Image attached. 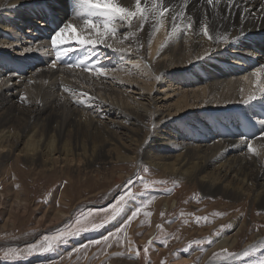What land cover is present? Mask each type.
Here are the masks:
<instances>
[{
  "label": "bare ground",
  "instance_id": "1",
  "mask_svg": "<svg viewBox=\"0 0 264 264\" xmlns=\"http://www.w3.org/2000/svg\"><path fill=\"white\" fill-rule=\"evenodd\" d=\"M116 2L135 10V0ZM151 3L141 0L148 9L141 27L139 15L109 22L81 0H0V44L30 53L22 59L0 54V173L12 182L6 193L15 206L25 207L22 198L30 194L17 189L24 180H59L69 192L137 163L152 169L153 179L179 185L173 198L156 195V212L160 204L175 207L190 184L191 194L199 188L232 204L247 202L264 218V0H235L227 16L223 4L209 8L206 0H157L155 11L168 12L154 17ZM181 11L185 16L173 22ZM85 20L116 29L103 37L111 47L81 46L77 37L103 32ZM70 21L75 30L53 47L51 37ZM246 223H227L234 232L219 245L234 247ZM217 246L201 264L230 263L245 250H260L264 233H252L234 255L209 258Z\"/></svg>",
  "mask_w": 264,
  "mask_h": 264
},
{
  "label": "rangeland",
  "instance_id": "2",
  "mask_svg": "<svg viewBox=\"0 0 264 264\" xmlns=\"http://www.w3.org/2000/svg\"><path fill=\"white\" fill-rule=\"evenodd\" d=\"M33 24L37 28L40 22L33 20ZM22 50L0 44V54L9 58L30 55ZM120 173L109 174L105 179L83 180L77 187H70L69 192L63 190L66 186L59 180H24L17 189L27 187L30 194L23 196L26 199L22 209L14 205V196L6 193L12 189V182L0 173V194H6L0 200V264H181L178 262L182 259H189L184 264H201L222 237L233 234L225 225L235 218L247 221L238 243L230 249L217 246L209 258L234 255L241 251L252 233H264L263 215L256 213L249 203L232 204L228 198L206 194L199 188L198 194H191L190 184L177 194L175 207L167 210L160 204L156 212V195L173 198L179 185L170 178L153 179L155 172L137 163ZM62 190L66 195L64 201L60 200ZM121 196L125 197L122 204L118 203ZM218 196L220 204L216 205ZM117 207L119 212L115 211ZM135 207H140V212L124 226ZM210 209L209 213L205 212ZM146 212L149 215H144ZM61 213L69 216L60 217ZM222 219L226 222L216 225ZM152 227L155 231L149 234ZM109 233L112 236L104 242L103 237ZM49 244L52 250L39 251V246ZM32 245L38 246L37 249L33 250ZM248 251L247 257L241 253L235 261L225 263L227 259L221 264H264V247Z\"/></svg>",
  "mask_w": 264,
  "mask_h": 264
},
{
  "label": "snow or ice",
  "instance_id": "3",
  "mask_svg": "<svg viewBox=\"0 0 264 264\" xmlns=\"http://www.w3.org/2000/svg\"><path fill=\"white\" fill-rule=\"evenodd\" d=\"M81 2L85 5L90 6L93 9H98L101 11V14L109 21L111 22L115 18H119L121 21H130L132 17L139 15V19L141 21V27H143V22L146 20L145 12L148 11V9L142 8L141 7V0H135V10H130L127 7L122 6L121 4L117 3L116 0H81ZM206 4L209 8H214L220 5H224L225 8V15H228V10L229 9H234L235 8V0H206ZM159 8V4L157 3V0H152L151 3V10H153V16L156 17L157 15L163 16L165 12H168L167 7L163 9V12H160L159 14L155 11L156 9ZM262 10H264V5H262ZM245 11H250L248 9H245ZM177 16L184 17L185 14L183 11L178 12L176 15L172 16L171 19L173 22L176 21ZM188 24H187V29L192 28V21L191 17H188ZM245 18L241 17V23H243V20ZM252 22H255L254 20ZM84 24L86 27H90L92 29H98L99 27L103 28V32L99 34L97 38H81L77 37L79 39V42L81 46H95L98 44H106V41L103 39L105 34H111L115 33L116 29L114 27H110V23H104L102 26L96 24L92 20H85ZM69 30H75L74 23L72 21L66 23L63 27H61L59 30L55 32V34L51 37V43L53 47L59 46L63 42V34ZM201 30L204 36L208 37L210 40L212 37L209 35V26L207 23H202L201 25ZM243 30V28L241 29ZM175 31V28L173 29ZM225 43L227 41L225 40ZM106 46L111 47V45L106 44ZM120 51H123V49H118ZM63 55H67V52H64ZM62 56V53L60 51L56 52V58L60 59ZM54 66V65H53ZM101 71H104L101 69ZM260 69H257V74L259 73ZM159 79V77H157ZM264 95V93H262ZM256 96H249L248 100L244 101V103H248L249 101H252L256 99ZM79 103V101H77ZM249 151H254L252 148L251 144L248 145ZM147 171V169H145ZM129 184L132 183L131 180L128 181ZM134 198V197H133ZM125 202V197L121 196L120 201L118 203H123ZM120 208L117 207L115 209L116 212H119ZM140 207H135L134 210L131 211V215L128 217V220L125 221V225L127 226V223L131 221L133 218L137 216V214L140 212ZM144 215H149V213H144ZM100 225H94V227H99ZM119 231V229H117ZM112 236V233H109L107 236L103 237L104 242H107L108 239ZM61 237H57L56 239H60ZM47 239V237H45ZM90 243H99V241H91ZM33 250L37 249L38 246L32 245L31 246ZM52 250V246L49 244L48 247H43L39 246V251L40 252H47ZM131 251V248L129 249ZM147 251V249H145ZM6 256L9 255V253H5ZM243 256L247 257L249 256V251L245 250L243 252Z\"/></svg>",
  "mask_w": 264,
  "mask_h": 264
}]
</instances>
